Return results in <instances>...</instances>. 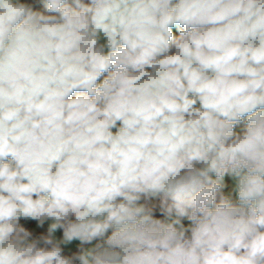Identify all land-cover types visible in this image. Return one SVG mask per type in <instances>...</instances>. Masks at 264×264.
Segmentation results:
<instances>
[{"label": "clouds", "instance_id": "obj_1", "mask_svg": "<svg viewBox=\"0 0 264 264\" xmlns=\"http://www.w3.org/2000/svg\"><path fill=\"white\" fill-rule=\"evenodd\" d=\"M0 264H264V0H0Z\"/></svg>", "mask_w": 264, "mask_h": 264}, {"label": "built area", "instance_id": "obj_2", "mask_svg": "<svg viewBox=\"0 0 264 264\" xmlns=\"http://www.w3.org/2000/svg\"><path fill=\"white\" fill-rule=\"evenodd\" d=\"M183 223H185V225L187 226V224H188L189 222L185 220V221H183Z\"/></svg>", "mask_w": 264, "mask_h": 264}, {"label": "trees", "instance_id": "obj_3", "mask_svg": "<svg viewBox=\"0 0 264 264\" xmlns=\"http://www.w3.org/2000/svg\"><path fill=\"white\" fill-rule=\"evenodd\" d=\"M175 32V31H174ZM153 203H156V201H153Z\"/></svg>", "mask_w": 264, "mask_h": 264}, {"label": "crops", "instance_id": "obj_4", "mask_svg": "<svg viewBox=\"0 0 264 264\" xmlns=\"http://www.w3.org/2000/svg\"><path fill=\"white\" fill-rule=\"evenodd\" d=\"M175 31V30H174Z\"/></svg>", "mask_w": 264, "mask_h": 264}]
</instances>
